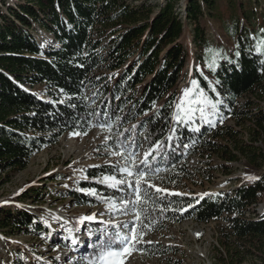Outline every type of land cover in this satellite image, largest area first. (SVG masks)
Instances as JSON below:
<instances>
[{
	"label": "trees",
	"instance_id": "trees-1",
	"mask_svg": "<svg viewBox=\"0 0 264 264\" xmlns=\"http://www.w3.org/2000/svg\"><path fill=\"white\" fill-rule=\"evenodd\" d=\"M177 2L165 0L158 11L135 0H21L8 5V12L0 7V172L24 169L35 152L64 133L94 124L112 127L123 142L131 136L135 147L145 142L147 152L163 142L149 160L168 174L189 172L186 158L196 151L231 161L243 156L256 179L218 195H162L157 207L141 205L147 209L142 226L224 218L236 238H262L264 212L257 213V207L264 201V12L245 0H187L183 15ZM205 15L218 19L233 39L231 49H211L218 53L214 66L213 55L201 51ZM183 18L194 25L197 57L206 65V72L194 68L197 82L213 102L221 101L207 117L215 126L206 122L198 131L172 118L188 60ZM35 24L52 36L51 44L40 43ZM116 171L102 165L88 173ZM96 184L106 196L120 198L125 192ZM168 204L184 211H170ZM9 215L2 217L4 225L40 228L30 212L19 211L17 221ZM14 264H27L20 252Z\"/></svg>",
	"mask_w": 264,
	"mask_h": 264
},
{
	"label": "rangeland",
	"instance_id": "rangeland-1",
	"mask_svg": "<svg viewBox=\"0 0 264 264\" xmlns=\"http://www.w3.org/2000/svg\"><path fill=\"white\" fill-rule=\"evenodd\" d=\"M20 1L0 0V7L8 12V5L17 6ZM186 1L178 0L176 3V9L183 15ZM245 1L252 3L259 12H264V0ZM135 2L153 5L154 11H158L165 0ZM183 22L181 41L188 49V60L177 85L176 104L182 91L193 87L190 81H197L194 68L206 72V65L200 63L197 57L200 47L194 40V25L185 18ZM201 25L205 27L206 41L201 51L206 56L213 55L211 49L217 45L223 51L232 48L233 39L223 30L218 19L205 15L201 18ZM35 28V35L41 44L53 42L52 36L38 24H35ZM40 88L36 86L34 90ZM211 112L209 109L208 114ZM181 122L194 131L202 129L206 123L199 113L194 114L191 120ZM108 128L94 124L85 131L66 132L57 142L35 152L24 169L0 172V264H14L17 252L22 254L27 264H86L87 257L93 254V245L100 243L98 237L103 230L107 228L109 233L114 231L113 225L105 224L104 221L133 219L131 215L110 211L100 197L113 198L118 207L119 198L103 195L96 183L104 175H116L119 178V168L124 166L127 152L138 153L136 161L139 162L147 152L146 144L142 142L139 147L133 146L131 136L124 142L118 140L121 134L112 127L111 131ZM236 128L242 129L239 125ZM74 132L80 135H72ZM244 138L247 140L248 135ZM121 151L124 155L115 154ZM186 160L190 166L189 172L168 174L169 169H166L151 177L154 187L149 189V194L156 201L155 207L160 204L157 199L165 194L180 193L197 197L218 195L250 181L243 156L231 161L215 153L209 155L196 151L189 154ZM102 165L112 166L117 171L90 176L88 171L91 167ZM89 188L96 189L98 196L81 191ZM156 188L167 189V193H156ZM73 191L81 193V199L89 197L90 200L82 201L80 197H74ZM130 191L121 192L120 197L129 198ZM148 203L153 204L152 201ZM174 205L168 204V209L184 211L180 206H183V202L179 207ZM22 210L37 216L40 224L38 230L32 225L24 227L17 223L11 224L10 221L3 224L2 217H7L6 214L10 213L7 219L16 220L15 215ZM263 212L262 200L257 213ZM93 213H96L95 221L80 223L81 217ZM247 213L252 215L253 212L248 210ZM228 224L224 218L206 223L186 218L180 221L166 219L159 228L149 223L141 225L146 233L144 240L152 241L144 244L152 246L145 250L143 244L140 245L143 251L134 252L127 258L126 264H264V237L236 238L230 234ZM73 239L78 242L73 244Z\"/></svg>",
	"mask_w": 264,
	"mask_h": 264
},
{
	"label": "snow or ice",
	"instance_id": "snow-or-ice-1",
	"mask_svg": "<svg viewBox=\"0 0 264 264\" xmlns=\"http://www.w3.org/2000/svg\"><path fill=\"white\" fill-rule=\"evenodd\" d=\"M218 53L213 52L212 65L214 66L215 57ZM190 84L193 87L186 88L182 91V96L179 98V102L175 105L176 111L173 114V119L176 121L191 120L193 115L199 113L200 118L205 122L215 125L207 119L209 109L213 113L218 111L217 105L221 101L213 102L212 99L206 94L205 90L200 88L196 80H191ZM215 84H219V81H215ZM216 91L215 87L212 89ZM105 127V125H101ZM111 131V128H108ZM198 131V129H197ZM72 135L79 136L80 133L74 132ZM168 140L172 139V136L167 137ZM163 147V142L158 141L156 145L144 154V157L136 161L138 153L128 151L125 158L124 166L119 168V178L116 175H104L99 181L106 184L109 188H114L122 191L131 190L129 197L119 198V207L116 200L111 197H100L103 203L108 205L110 211H119L123 215H131L132 220L129 221H104L105 224H112L114 231L108 232L105 228L102 232V236L98 237L100 243L93 245V254L87 257L86 264H126V260L134 252H142L143 249L140 245L144 243H152V241H145L144 236L146 233L143 230L144 219L147 218V209L141 210V205L147 204L149 201L155 203L156 201L149 194V189L154 185L151 183V177L159 171L158 168H154L150 164L149 157L155 159L153 152L159 153ZM121 148L123 146L121 145ZM117 155H124V152L115 153ZM249 179H256V177H248ZM146 185V187L144 186ZM23 191V189H21ZM91 196H98L96 189H81ZM165 192L167 189L156 188V193ZM171 195H181L180 193H169ZM163 210V209H162ZM103 215V213H101ZM143 218V219H142ZM96 213L83 216L80 218V223L83 224L88 221H95ZM78 241L73 239L72 243L76 244Z\"/></svg>",
	"mask_w": 264,
	"mask_h": 264
}]
</instances>
